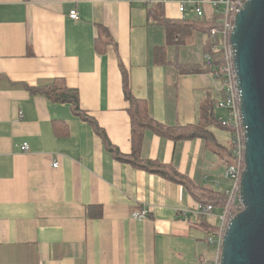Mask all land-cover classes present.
Masks as SVG:
<instances>
[{"label": "crops", "instance_id": "obj_1", "mask_svg": "<svg viewBox=\"0 0 264 264\" xmlns=\"http://www.w3.org/2000/svg\"><path fill=\"white\" fill-rule=\"evenodd\" d=\"M156 3L167 17H182L180 0H0V264L211 260L204 221L217 216L203 221L194 213L190 188L120 160L70 103L31 90L56 80L77 89L81 108L127 155L133 144L125 70L153 119L182 128L204 124L219 145L147 128L142 157L173 165L196 187L224 191L231 135L204 118L207 108L221 115L223 95L205 63L208 36L197 31L168 43L165 27L149 20ZM157 47L166 62L157 59ZM143 209L149 216L136 219Z\"/></svg>", "mask_w": 264, "mask_h": 264}, {"label": "water", "instance_id": "obj_2", "mask_svg": "<svg viewBox=\"0 0 264 264\" xmlns=\"http://www.w3.org/2000/svg\"><path fill=\"white\" fill-rule=\"evenodd\" d=\"M232 43L246 131L244 206L228 225L220 264H264V0H247Z\"/></svg>", "mask_w": 264, "mask_h": 264}, {"label": "trees", "instance_id": "obj_3", "mask_svg": "<svg viewBox=\"0 0 264 264\" xmlns=\"http://www.w3.org/2000/svg\"><path fill=\"white\" fill-rule=\"evenodd\" d=\"M149 20L151 23L163 25L167 31V42L174 44H181L186 41V39L193 36L197 31H203L209 39L207 51H210L211 46L213 44L211 29L216 24V19L210 15H205L203 17L193 16V17H181L177 19H172L166 16L164 7L161 4L156 3L155 5L149 6ZM157 59L161 60V62H166L165 59V49L164 47L156 48ZM206 63V61H205ZM207 64V63H206ZM211 68V66L209 65ZM182 69V68H181ZM186 69V68H185ZM212 69V68H211ZM123 87L126 98L130 101V114L132 118V153L124 154L121 153L116 146H114L106 132L100 127V125L89 116L80 106L79 101V92L77 89H72L67 87L64 81L56 80L51 84L31 87L32 91L39 92L44 94L50 100H54L57 102H67L72 105V109L74 112L82 117L84 120L89 121L99 133L106 147L116 155L120 160L131 163L136 167H140L146 169L148 171L161 174L162 176L168 178L169 180L181 183L190 188L195 195L198 203H211L216 208L223 209L226 203V194L225 191L216 190L213 188L207 187H196L192 184L190 178L181 173L176 167L173 165H166L161 163L158 160L146 159L142 157L141 153V145L142 139L144 135V131L147 128L154 130L156 133L173 138L175 140L180 139H191L197 136H201L204 138H211L209 131L207 130L206 125H188L186 127H173L167 126L163 123H160L153 119L148 111V106L146 101L142 99L136 98L131 90L129 84L128 73L123 70ZM204 118L208 120V122L218 123L220 127L227 129L230 132L232 137L231 128L227 126H223L219 121V116L216 114L211 108H207L204 111ZM205 119V120H206ZM216 146H219L213 140V136L210 140ZM228 157L230 160L227 162L230 163L232 161V154L230 149L227 150ZM98 209V215H101V209ZM202 218V217H200ZM203 221L207 218H202ZM206 228L208 229V234L213 233L212 224L209 225L207 221H204Z\"/></svg>", "mask_w": 264, "mask_h": 264}, {"label": "built area", "instance_id": "obj_4", "mask_svg": "<svg viewBox=\"0 0 264 264\" xmlns=\"http://www.w3.org/2000/svg\"><path fill=\"white\" fill-rule=\"evenodd\" d=\"M247 0H180L179 11L182 17L189 12L193 16L203 17L210 15L216 19L215 26L211 29L212 41L210 51L206 52V62L211 66L214 74L221 79L222 97L219 107L227 111V116L220 115L219 121L223 126L231 128L232 161L226 165L225 178L231 184L224 190L226 203L218 215L215 206L211 203H197L194 213L202 218L217 216L220 219L217 229L208 235V243L213 248L214 259L207 264H220L223 241L231 219L243 209L240 188L243 171L245 169L246 131L241 111V89L239 86L238 72L235 60V48L232 43V34L235 28V19ZM72 19L78 20L80 13L77 9L70 12ZM22 150L29 149V144L24 143ZM58 163L55 162L54 166ZM220 186V185H219ZM150 211L143 209L136 211V219L148 217Z\"/></svg>", "mask_w": 264, "mask_h": 264}, {"label": "rangeland", "instance_id": "obj_5", "mask_svg": "<svg viewBox=\"0 0 264 264\" xmlns=\"http://www.w3.org/2000/svg\"><path fill=\"white\" fill-rule=\"evenodd\" d=\"M222 85H223L222 81H221L220 79H218V86H219V88H221ZM220 99H221V97L219 98V100H220ZM216 110H217V112L220 113L221 115H223V116H227V111H226V110L220 109L219 107H217ZM230 184H231V181H229V180H227V181L225 182V186H229ZM210 222H211L210 224H212V229H213V231H215V230L217 229V226L219 225L220 219L217 218V217H214V218H211V219H210ZM210 256L212 257V258L210 257L211 260L214 259V257H215V256H214V251H213V253L211 252Z\"/></svg>", "mask_w": 264, "mask_h": 264}]
</instances>
